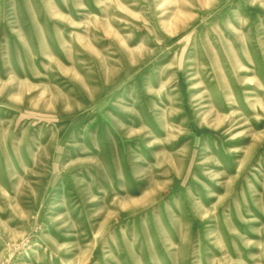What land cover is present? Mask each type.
Masks as SVG:
<instances>
[{"label": "rangeland", "instance_id": "rangeland-1", "mask_svg": "<svg viewBox=\"0 0 264 264\" xmlns=\"http://www.w3.org/2000/svg\"><path fill=\"white\" fill-rule=\"evenodd\" d=\"M0 264H264V0H0Z\"/></svg>", "mask_w": 264, "mask_h": 264}]
</instances>
